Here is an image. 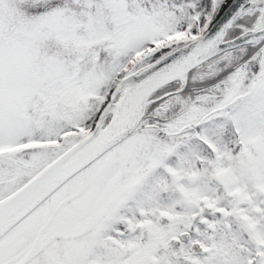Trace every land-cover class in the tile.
I'll return each mask as SVG.
<instances>
[{
	"label": "snow or ice",
	"instance_id": "snow-or-ice-1",
	"mask_svg": "<svg viewBox=\"0 0 264 264\" xmlns=\"http://www.w3.org/2000/svg\"><path fill=\"white\" fill-rule=\"evenodd\" d=\"M0 264H264V0H0Z\"/></svg>",
	"mask_w": 264,
	"mask_h": 264
}]
</instances>
